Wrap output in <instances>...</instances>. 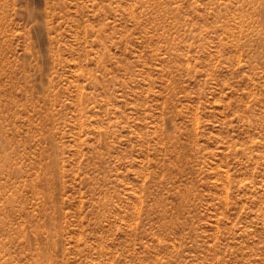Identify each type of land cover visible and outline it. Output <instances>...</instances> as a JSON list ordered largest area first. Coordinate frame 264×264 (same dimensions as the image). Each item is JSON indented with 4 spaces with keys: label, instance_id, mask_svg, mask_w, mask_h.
Instances as JSON below:
<instances>
[{
    "label": "rangeland",
    "instance_id": "374dc122",
    "mask_svg": "<svg viewBox=\"0 0 264 264\" xmlns=\"http://www.w3.org/2000/svg\"><path fill=\"white\" fill-rule=\"evenodd\" d=\"M0 264H264V0H0Z\"/></svg>",
    "mask_w": 264,
    "mask_h": 264
}]
</instances>
